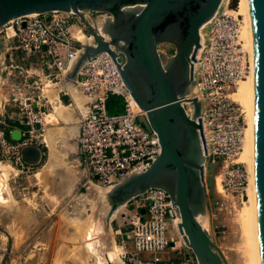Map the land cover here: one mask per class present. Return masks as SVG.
<instances>
[{"label": "built area", "instance_id": "built-area-1", "mask_svg": "<svg viewBox=\"0 0 264 264\" xmlns=\"http://www.w3.org/2000/svg\"><path fill=\"white\" fill-rule=\"evenodd\" d=\"M90 14H86V19L91 20ZM242 24L238 8L222 0L216 13L200 29V47L193 63V93L185 99L195 98L200 103L204 171L209 166H219L223 192L241 202L249 183V171L240 161L246 123L234 95L240 82L252 72V61L241 38ZM0 33L4 41L13 42L15 49L25 56L44 57L51 71L48 77L54 78L69 69L82 45L78 36H86L75 15L58 11L13 19ZM26 86L38 89L34 82ZM77 87L90 102L76 140L87 181L109 189L146 170L160 155L159 140L155 132L138 121L146 116L145 112L128 92L121 94L125 87L117 64L107 53L90 58L79 71ZM111 96L121 98L120 113L108 112ZM182 107L192 118V104L183 102ZM41 114L32 108L26 110L22 125L27 131L18 142L0 131V151L17 172L29 173L34 168L23 162L21 150L41 144ZM127 204V221L117 231L123 263L160 264L162 256L173 251V202L165 191L150 189Z\"/></svg>", "mask_w": 264, "mask_h": 264}, {"label": "water", "instance_id": "water-1", "mask_svg": "<svg viewBox=\"0 0 264 264\" xmlns=\"http://www.w3.org/2000/svg\"><path fill=\"white\" fill-rule=\"evenodd\" d=\"M222 0H0V29L13 19L53 11L72 13L83 25L89 44H82L69 67L68 78L77 84L83 65L100 53L117 64L126 92L145 112L138 121L156 133L161 152L144 171L110 188L106 222L118 208L150 189L165 191L178 210V230L198 264H226L202 226L207 189L204 178L205 143L199 119L200 103L185 100L193 93V63L200 47V29L218 10ZM252 37V168L255 227L259 264H264V0H247ZM107 15L101 21L86 14ZM168 45L173 55L158 50ZM117 59L120 62H117ZM35 102L34 112H44ZM193 106L189 118L183 102ZM0 109L5 104L0 99ZM0 118V131L13 142L27 127L11 129ZM25 164L35 167L41 153L35 146L21 150ZM81 188V192H85ZM176 215V214H175ZM8 255V251L6 256Z\"/></svg>", "mask_w": 264, "mask_h": 264}, {"label": "rangeland", "instance_id": "rangeland-1", "mask_svg": "<svg viewBox=\"0 0 264 264\" xmlns=\"http://www.w3.org/2000/svg\"><path fill=\"white\" fill-rule=\"evenodd\" d=\"M227 2L231 7L239 9L238 0H224V3ZM240 16L243 20V16ZM90 17V21L101 22L106 16L101 13H92ZM78 37L82 44H89L87 35ZM244 47L248 51L245 45ZM6 48H10L12 52H18L21 54L20 57L17 60L13 58L12 61L8 58L3 59L1 54L3 55ZM158 50L163 52L166 50L165 55L168 57L173 55V49L168 45H160ZM26 58L27 56L15 49L13 42L4 41L3 33H0V78L7 74L12 78L26 76L25 72L27 71L28 80L33 82L40 75H46L44 72L46 70L42 66L43 59L27 62ZM17 66L18 71L15 70ZM50 73L51 71L47 75L49 76ZM51 78L55 79L52 76ZM59 78L60 76L56 77L54 81L58 82ZM37 86L38 89L25 87L24 91L18 90L17 86L16 91L8 90L10 99L6 98L7 104H13L11 97H15L14 94L17 92L21 93L22 99L19 100L18 105H20L15 107V111H21L23 120L26 110L31 108L30 105L35 102V96L41 91V85ZM236 94L237 92L234 95L235 101L244 111L246 130V111L238 102ZM6 116L5 109H0V118H6ZM5 124L8 125L7 120H5ZM241 161L244 162L242 157ZM244 165L248 169L246 162ZM39 168L40 165L35 166L29 173L16 172L0 151V264H51L53 260L47 256L50 254L52 244L44 238L47 237L49 226L53 228V224L56 222H59L61 227L58 230L63 234L76 229V235L82 232L83 235L87 233L88 236L91 233L94 234V227L98 226L102 229L99 234L104 241L102 250L119 255L120 251L117 247L120 236L115 235V231L118 228H124L128 218L127 207L129 205H123L122 209L106 224L107 210L102 214V205L95 200V188L98 187L87 185L86 193H81L79 189L68 194L58 193L62 188L58 186L42 187L41 183H37L34 173ZM204 178L207 196L205 200L206 213L203 218H200L202 226L221 252L226 264H252L250 256L245 252V241L240 222L243 211L241 209H244L248 203V188L247 195L241 202L223 192L219 166L207 167L204 171ZM101 190L109 189L101 188ZM71 224L74 226L71 227ZM76 224L78 225L76 226ZM177 226L176 222L174 227L170 226L173 251L163 255L160 264H198L192 251L185 245ZM82 246H85V243ZM7 251L8 255L6 256ZM82 254L81 264H99L97 258L91 259L84 253ZM65 261L64 259L57 260L55 264H64ZM67 262L66 264H73L70 261ZM102 263L106 264L103 261Z\"/></svg>", "mask_w": 264, "mask_h": 264}, {"label": "crops", "instance_id": "crops-1", "mask_svg": "<svg viewBox=\"0 0 264 264\" xmlns=\"http://www.w3.org/2000/svg\"><path fill=\"white\" fill-rule=\"evenodd\" d=\"M20 55L18 52H12L10 48H6L3 55L1 54L3 59L8 58L10 61L13 58L17 60ZM38 59H43L42 66L46 70L44 71L46 75H40L38 79L33 81L35 84L41 85V91L37 93L38 95L35 98L38 99L36 102L38 107L44 109L41 114V144L35 146L41 153V160L38 164L40 168L34 173V177L37 183H41L42 187L53 188L58 186L62 188L58 193L63 194H68L76 189L81 192V188L86 190L87 185L98 187L87 181L85 171L80 165L76 142L79 124L87 113L90 102L80 93L77 84L74 86L69 84L67 76L69 69L61 75L57 82L54 81L56 78L47 77L50 71L46 66L44 57L30 56L26 58V61L33 62ZM15 70H19L18 66L15 67ZM28 82L32 83V80H28L26 76L22 75L12 78L7 74L5 77L0 78V99L4 101L5 114L7 115L5 119L8 122L7 126L11 129L17 128L23 131L24 128L21 111H15V107L20 105H18V102L22 99V95L17 92L14 94L15 97H11L13 104H7L6 98L10 99L8 90L16 91L17 86L18 90L24 91ZM81 193H86V191ZM109 222H106V224ZM81 225L83 224L81 223ZM72 226L74 225L71 224ZM59 227H61L59 222L54 223L53 228L49 226L47 237L44 238L52 244L50 254L47 256V258L53 260L51 264H55L57 260L61 259L66 260L64 264L68 263L67 261L73 264H81L82 253L88 258H97L99 264H103L102 261L106 264H124L120 257L122 250L119 245L117 248H119L120 253L116 255L117 257L112 252L102 250L104 241L99 236L102 229L98 226L94 227V234L91 233L88 236L87 233L83 235L82 232L76 235V229L63 234L58 230ZM118 230L119 228L115 231V235H118ZM84 243L85 246H82ZM117 248L115 247V250ZM114 256L116 258H113Z\"/></svg>", "mask_w": 264, "mask_h": 264}, {"label": "bare ground", "instance_id": "bare-ground-1", "mask_svg": "<svg viewBox=\"0 0 264 264\" xmlns=\"http://www.w3.org/2000/svg\"><path fill=\"white\" fill-rule=\"evenodd\" d=\"M238 1H239L238 13L243 16L241 35L244 40V45L248 48V51L250 53L249 55L252 61V37H251V29H250L248 4H247V0H238ZM102 25L103 24H101V22L98 21V28L100 30H102ZM68 80L71 86L75 85V81L70 80L69 78ZM252 84H253V71L246 79L240 82L238 89H237V94H236L238 102L241 103V105L244 107L246 111V118H247V125H246V130H245L246 132L245 133V143L243 146V151L240 155V161L242 157V160L247 163L248 170L250 172V180H249V187H248V203H246L247 205L244 207V209H241L243 211H242L240 222H241V227H242L241 229L243 231V236H244L243 238L245 241L244 243L245 252L248 256H250L251 259L250 258L249 259L251 260L252 264H259L258 251H257V240H256V227H255L254 183H253V168H252V110H253ZM95 190H96L95 200L101 203L102 205L101 211H102V214H104V212H106L107 207H108L107 194L109 193L110 188L109 190H101L99 188H95ZM122 207L123 206L118 208L115 214L118 213V211H120ZM174 210L176 214V217H175L176 225H178L180 222L178 210L175 207H174ZM182 238H183V235H182ZM115 256L113 258L117 257Z\"/></svg>", "mask_w": 264, "mask_h": 264}, {"label": "trees", "instance_id": "trees-1", "mask_svg": "<svg viewBox=\"0 0 264 264\" xmlns=\"http://www.w3.org/2000/svg\"><path fill=\"white\" fill-rule=\"evenodd\" d=\"M120 102H121L120 97H117V96L109 97L107 101L108 112L109 113H120L121 112ZM5 135L8 136V131L5 132Z\"/></svg>", "mask_w": 264, "mask_h": 264}]
</instances>
